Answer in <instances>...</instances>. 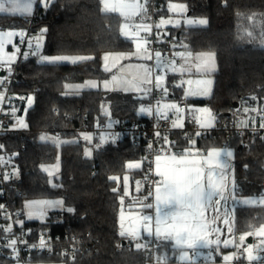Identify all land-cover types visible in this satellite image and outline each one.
<instances>
[{
    "label": "trees",
    "instance_id": "16d2710c",
    "mask_svg": "<svg viewBox=\"0 0 264 264\" xmlns=\"http://www.w3.org/2000/svg\"><path fill=\"white\" fill-rule=\"evenodd\" d=\"M170 1L183 2L191 16L207 19L203 26L183 25L165 32L176 43L175 51L186 49L215 54L218 71L211 97L186 100L184 109L188 104L209 107L216 116L217 127L206 136H188L175 130L167 143L163 140V145L169 146L171 153L172 149L179 152L185 149L206 152L219 147L232 149L236 196L260 197L264 194V135L251 136L247 145L240 148L242 140L234 129L260 128L264 123V0H157L161 20L169 15ZM34 14H39L40 18L32 23L29 22L32 15H0V31L25 29L36 39L42 37L43 55H83L93 59L53 65L40 63L35 54L25 58L24 53L12 66L16 118L24 115L28 96H34V103L26 112V131L1 135L2 149L10 154L19 182L8 188L7 196L0 192V206L8 200L20 213L22 227L33 235L64 239L75 235L81 239L80 246L69 253L34 255L28 263L151 264L148 248L137 249L133 241L123 245L129 239L120 235L122 209H150L145 207L149 204L146 189L142 185L138 189L135 186L136 181L140 182L147 174V145L136 148L128 135L116 137L108 133L102 136L104 143L93 136L95 151L91 156L86 155L88 143L80 134L101 126L109 127L110 120L113 124L115 120L147 124L150 116H141L138 110L140 106L151 105L152 95L101 90L72 94L66 91L67 84L110 78L111 73L101 68V54L133 50L134 42L121 32L122 18L103 12L100 0H49L47 7L39 5ZM43 29L46 31L41 35ZM1 70L4 71V67L0 64ZM175 80L169 75L167 87L179 105L182 98L177 91L181 88H177ZM241 116L248 118L242 119L247 127L237 123ZM48 133L67 139L77 137L78 141L65 143L58 149L40 139ZM174 138L176 140L171 142ZM58 152L60 176L52 184L41 167L55 162ZM133 161H140L141 167L127 168ZM124 177L128 178L127 194ZM44 198L62 199L65 209L50 212L45 222L25 221L24 201ZM68 208L74 211L69 212ZM263 224L264 206L236 207L237 233L252 232ZM3 228L0 218V235ZM160 243L157 256L175 264L172 256L176 250L172 243ZM14 263L11 251H0V264ZM234 264H238L237 260Z\"/></svg>",
    "mask_w": 264,
    "mask_h": 264
},
{
    "label": "snow or ice",
    "instance_id": "6c2138e0",
    "mask_svg": "<svg viewBox=\"0 0 264 264\" xmlns=\"http://www.w3.org/2000/svg\"><path fill=\"white\" fill-rule=\"evenodd\" d=\"M41 3L43 6L47 7L49 0H0V14H9V15H31L32 8L37 3ZM102 4V11L105 13H119L125 20V24L121 28L122 34L127 35L126 29L129 27L128 21L132 20V18L138 14L146 15V11L144 6L135 2V0H100ZM170 9L178 8L181 11L185 9V5H170ZM170 21L161 20L160 24L156 25L159 28L161 25L165 23H169ZM189 23H193V21H189ZM198 23L200 25L206 24V20H199ZM135 32L139 33L140 30L145 32L151 31V25H147L144 23L135 24L134 25ZM46 29L41 30V35ZM251 35V33H249ZM15 36H20L21 43H23L24 33L15 32V31H0V62L6 63L9 66L14 60V54L7 57V60L3 59L6 43H11V38ZM39 39V38H37ZM144 44L148 43L147 39L143 40ZM15 48V45H13ZM29 47L31 48V41H29ZM40 45L37 43L36 49L39 50ZM137 52L134 55H141V41H137L136 43ZM18 51V49H16ZM144 59H151V55L147 54L146 49ZM32 54H36L33 52ZM176 56H179L183 60H187L183 52L175 53ZM25 58H27L28 53L24 54ZM191 57V53L188 54ZM121 58H128V54L118 53V54H106L103 59L105 61L104 70L111 71L107 61L111 59L113 61V66H115V62ZM156 58V67L159 69L162 63V54L157 51L155 52ZM93 59L91 56H83V55H57V56H40V63H48V64H58L62 62H70L72 64H77L80 62H84L87 60ZM173 65V70L175 71V60L170 61ZM192 67L195 68L197 73L199 72H208L215 69V61L214 54L212 53H201L194 58V64L185 67V64L181 65V72L185 70H191ZM11 71L9 67V72ZM151 67L141 66L138 68L136 74L132 76L131 79L127 78H118L116 75L112 76L111 83L119 84L125 90L131 88L141 89L145 92H151V88L144 89L142 86L145 84H151ZM155 88H161V81L163 79L162 76H156ZM4 81L0 80V85H3ZM109 81H104L103 86L105 89L109 86ZM189 85L195 83L198 87L192 94H202L207 95L209 89L206 85H210L211 81L204 80H196L187 81ZM204 85L205 87H201ZM89 88L98 87L95 82H87L85 85ZM67 87V86H66ZM166 92L167 89L165 88ZM4 99L3 93L0 92V101ZM28 103L31 105L32 98H28ZM166 108H175L177 112L180 111L178 106L176 105H165ZM15 111V110H13ZM150 108L142 107L140 112H151ZM199 113H203L204 115H198L194 117L195 121L203 128V127H211L213 126V122L215 120V116L212 114L210 109H198L196 110ZM255 111V109H253ZM157 114L163 115L164 119L168 117L163 113L159 112V105L157 107ZM17 124L21 127H26L27 125L23 120H18ZM178 126L175 121H173V127ZM247 126V125H246ZM111 127V123L109 124ZM260 128L264 129V123L260 124ZM156 136H160L159 132L155 133ZM199 135V133H197ZM42 141L49 140L51 137L42 135L40 137ZM85 140H91V137L85 136ZM165 143H167V137H164ZM104 138L101 137V143H104ZM194 143V142H193ZM3 146L0 145V148ZM99 147V145H97ZM151 147V145L149 146ZM86 155H91L90 150H86ZM202 156V159H189L190 156ZM232 157L233 152L231 151H221L216 148H212L211 150L206 152V155L197 151L193 154L189 149H185L182 153H171L167 155L157 154L155 156V172L156 175L160 177V180L156 182L155 186V200H156V218H155V230L153 232L151 221V216H143V231L147 233L148 236H155L157 240L163 241H174L175 245L179 246L182 249V256L185 260L189 261V264H194V261L191 260L189 256V250L195 253V250L198 247H205L212 243V241L207 239L209 232V224L207 222V218L205 216L206 209L215 205L216 207L213 209L215 212L219 213L220 208L222 207V201L226 202L229 196H232L236 190L235 183L233 181L231 189H229L227 183L222 179L218 178L217 169L220 167V161L222 157ZM2 159V158H0ZM141 167V162L137 163H129L127 164V168L129 169H139ZM5 179H8V176L5 175ZM110 179H117L116 177H111ZM127 181L128 178L124 177L125 182V194H127ZM113 191H117V189H113ZM151 195V193H150ZM121 202H123V197H121ZM245 204H253L258 203L264 205V196H261L259 200L255 198L244 200ZM63 201H46V200H36V201H28L25 203L24 207L27 210L26 215L28 219H42L45 216L46 208L62 206ZM2 207V206H0ZM145 207L151 208V204L145 205ZM67 211L73 212V208H68ZM121 236L130 237L137 241L136 248L140 249L142 247L147 248V244H141L139 241L141 239L140 231L138 230L136 223H130L127 229H124L123 226V215H121ZM228 223L227 220L224 221ZM15 223H18L22 226L23 221L16 220ZM2 231L4 233L11 234L12 225L10 224L8 227L3 228ZM219 231V229H216ZM231 231V229H229ZM252 232L245 233L240 237V240L243 241L247 235H252ZM256 235L264 236V225H261L255 232ZM9 246L12 247L13 253H16L15 245L17 244L16 239H10L7 242ZM217 245H219L220 241L217 239L215 241ZM224 246L228 247L230 241L225 240ZM264 243V241H262ZM45 247V241L43 237H41L40 241V250ZM33 249L36 248L35 245L32 246ZM249 255L248 259L252 260L254 257L251 254V249H248ZM234 256H224L223 260L226 262L234 259ZM165 257L158 256V261H163Z\"/></svg>",
    "mask_w": 264,
    "mask_h": 264
},
{
    "label": "crops",
    "instance_id": "0c3cea01",
    "mask_svg": "<svg viewBox=\"0 0 264 264\" xmlns=\"http://www.w3.org/2000/svg\"><path fill=\"white\" fill-rule=\"evenodd\" d=\"M135 2L141 4L142 6H144L143 2H141V0H135ZM39 5H42L41 3L37 2L33 8H32V14L33 15ZM145 9V7H144ZM117 15H119V13H115ZM0 15H7V16H17V17H28L31 15H20V14H16V15H9V14H0ZM120 16V15H119ZM143 14H139L137 16V18H143L144 19ZM121 18H123L122 16H120ZM174 23L170 22L167 23L165 25V27L163 28L164 30L168 29V28H172V26H175L174 28H178L181 27L183 25H172ZM4 32L7 31H15V32H22V33H27V30L25 29H9V30H3ZM146 33V32H145ZM145 33H143V38L145 39ZM18 36L12 37L11 38V43H6V48H5V53L3 56L4 60H7L8 56H11L14 54V60L11 64L15 65L16 63L19 62V60L21 59V52L18 46H16V39ZM134 42V40H133ZM13 45H15V48L13 47ZM18 48V51H16V49ZM147 51V54L151 55V59H144L143 56L145 55V50ZM137 52L136 49V41L134 42V49L130 50V51H116V52H105L101 54V60H100V64H101V68L103 71L104 70V65H105V61L103 59V57L106 54H118V53H124V54H128V58H121L119 60H117L115 62V66H113V61L111 59H109V61H107L109 67L111 68V71H105L107 73H111L110 78L105 79V80H88L85 81L84 83H76V84H67L66 86V91H68L69 93L72 94H77V93H82L84 91H88V90H101V91H110V92H115V91H119V92H124V93H132V94H137L140 96H147L150 97L152 94V91H157L158 89L155 88V83H156V76H162L163 79L161 81V89H167L166 93L164 94L163 97H161L160 99V106L159 107H163L165 109H168V113H166V116L168 117L167 119H170L173 123V121L176 122V124L178 126L174 127V129L176 131L181 130V128L184 126V118L186 115H190L192 116V118L194 119V117L198 116V115H204L203 113H199L196 110L198 109H204L201 107H207V106H199V105H191L188 104V108L184 109L182 107H180L178 105V101L177 99H174L173 96L171 95V91L168 89L167 87V81H168V76L172 75L173 77L176 78L175 80V85L177 86V88H181V91H177V93L179 94L180 98L185 99V100H201V99H206V98H210L213 92V88H214V82H215V74L218 71V63H217V58L215 56L214 53L212 52H191L188 51L186 49H179L176 50L177 52H183L185 54V57H187V60H183L181 59L179 56H177L180 60V62L175 61V71L173 70V65L170 63V61H166L164 64L165 67H160L159 69H157L156 67V58L152 55V53L148 50L147 48V44L141 43V55L137 56L134 55V53ZM191 53V57L188 56V54ZM201 53H212L214 54V61H215V69L212 71H208V72H199L197 73L195 71V68L192 67V69L189 70H185L183 71V73L181 72V65L185 64V67L187 69L188 66L193 65L194 64V58L196 56H198ZM172 61V60H171ZM1 65H5L6 63H2L0 62ZM141 66H147V67H151L152 72H151V80L152 83L151 84H145L142 87L144 89L147 88H151L152 91L151 92H145L141 89H137V88H131L128 90H125L122 86H120L119 84H113L111 83V79L113 75H116L118 78H127V79H131L132 76H134L138 70V68H140ZM192 80V81H196V80H204V81H211L210 85H206V87L209 89V92L207 95H202V94H192L193 91H195L197 89V85L195 83L189 85L187 83V81ZM104 81H109V86L107 89L104 88L103 86V82ZM87 82H95L98 87L95 88H89L86 87L85 85L87 84ZM201 87H205L204 85H202ZM176 101L177 102V106L180 109L179 112L176 111L175 108H166L164 107L165 105H172L171 101ZM146 108H150V106L145 105ZM211 110V109H210ZM212 112V111H211ZM144 117H149V112H144ZM212 114L215 116V114L212 112ZM156 115L160 118H163V115H158L157 111H156ZM164 119V118H163ZM195 120V119H194ZM240 126L242 127H247L245 126L247 123H245L244 121H240ZM217 127V119L215 116V120L213 122V126L211 127H204L205 129L208 130H214ZM218 150L221 151H231L233 152L232 149L228 148V147H219L216 148ZM211 150V149H209ZM208 150V151H209ZM193 154H195L197 151L199 150H195V149H191L190 150ZM200 153L206 155V152H201ZM172 153H182L179 152L178 150H174L172 149ZM202 159V156H190L189 159ZM220 163V167L217 169V174H218V178H222L228 185L229 189H231L232 187V183L234 181L235 183V157H234V152H233V156L232 157H227L224 156L222 157ZM264 196V194L262 195ZM261 197V196H260ZM260 197H247V198H238L236 196V191L234 192V194L232 196H229L228 200L226 202L222 201V207L220 208L219 213L215 212L213 209L216 207L214 204L209 206L206 211H205V216L207 218V222L209 224V232H208V236L207 239L212 241V243L208 246L205 247H198L195 250V253L193 254L192 250H189V256L191 258L192 261H194V264H218V263H222L223 257L224 256H234L235 258L232 259V261H236L237 258L241 255L244 263L243 264H255L258 261H263L264 262V243H262V241H264V236L261 235H256L255 232L257 229H255L254 231H252V235H247L245 237V239L243 241L240 240V237L242 235H245V233H237L235 230V209L237 206H245V205H257V206H264L258 203H253V204H245L243 203L244 200L247 199H252L255 198L256 200H259ZM124 211V214L126 215V217H124V222L126 223H131L135 221V217L137 214H134L138 211L142 212V215L146 216L149 215L151 216L153 219L150 222L153 232L155 230V218H156V200L154 197V206L151 207L149 210H133L128 212L129 210H125L123 209L121 211L120 217L122 214V212ZM121 220V218H120ZM227 220L228 223H225L224 221ZM128 223V224H129ZM121 224V223H120ZM264 225V224H263ZM124 226V224H123ZM216 229H219V231H216ZM229 229H231V231H229ZM140 235H141V240L139 241L140 243H146L149 239L151 238H155V236H148L146 232L143 231V226L141 228L140 231ZM250 238V242H248L247 240ZM129 240H134L130 237H128ZM156 239V238H155ZM219 239L220 243L219 245H217L215 243V241ZM157 240V239H156ZM228 240L230 241V244L228 247L224 246V241ZM159 242H164L163 240H158ZM134 243H137V241H133ZM172 243V247L175 248L176 253L172 256L173 259H176V261L178 263L181 264H189L188 260H185L182 256V249L175 245L174 241H170ZM251 249V254L254 257V259L249 260L248 259V249ZM244 250L243 254H239L240 250ZM192 254L194 255V257H192ZM205 259L206 261L204 263H200V260ZM64 264L61 262H32L30 264Z\"/></svg>",
    "mask_w": 264,
    "mask_h": 264
},
{
    "label": "built area",
    "instance_id": "2783aa9c",
    "mask_svg": "<svg viewBox=\"0 0 264 264\" xmlns=\"http://www.w3.org/2000/svg\"><path fill=\"white\" fill-rule=\"evenodd\" d=\"M144 3L146 15L144 16L145 23L151 25V31L145 33V39L148 40L147 48L155 57V52L159 51L162 54V59L175 60L179 62V58L175 55V46L173 39L167 35L165 30L160 26L161 17L159 15V5L157 0H141ZM40 18L39 14H33L29 18V22H37ZM141 22L140 18L135 21H128V29L134 30V25ZM121 24H125L124 18L121 19ZM29 41H31V48L29 47ZM16 44L20 49L21 55L28 53L32 55L36 50V37L31 33L27 32L24 34L23 43H21L20 36L16 39ZM15 72L8 73L3 78V85H1L0 90L5 94L4 99L0 101V145L4 146V141L1 139V135L9 131H16L14 129V124L16 121L15 116V103L14 97L12 95V83L14 82ZM165 94L164 89L152 91V116H150L147 124L141 122H121L118 120L114 121L113 127L109 128L107 126H101L100 128H94L90 132L95 137L101 138L105 134H110L112 136L120 137L122 135H128L131 139V143L134 147L139 148L142 145H147L146 150V161H147V174L140 180V184L146 189L149 196V204L154 206L155 197V186L156 182L160 180V177L156 175L155 172V156L157 154L167 155L171 153L170 147L163 145L164 137L171 138L175 131L173 123L169 119H161L157 117L155 113L156 107L160 106V99ZM12 95V96H11ZM21 94H18L20 97ZM179 106L186 108L187 101L182 99L179 102ZM57 113V112H56ZM68 119H71L70 117ZM237 135L241 138V146L245 147L251 136L256 134H263L264 129L262 128H236L234 129ZM184 135L188 136H206L210 130L202 128L194 119L190 116H185L184 126L180 130ZM159 132L160 136H156L155 133ZM199 133V135H197ZM176 138L172 139L174 142ZM151 145V147H149ZM3 148V147H2ZM0 148V192L7 196L8 188L14 185V183L19 182V176L14 172L13 162L11 160L10 154L5 152ZM5 175L8 179H5ZM151 193V195H150ZM3 196V195H1ZM0 218L4 223L5 228L10 224L12 225L11 234L4 233L0 235V251L7 250L11 251L15 263L28 264L34 255H47L53 256L62 253H69L71 249L75 250L80 246L81 239L75 235L70 236L67 239L61 236L52 235H33L30 231L24 229L20 224L15 223L16 220L22 221L20 213L13 208V205L7 200L3 202L2 207H0ZM43 237L45 241V247L40 250V241ZM10 239H16L17 244L15 245L16 253H13L12 247L7 243ZM127 245L130 244V240L127 241ZM160 242L155 238H151L147 241L148 257L151 260V264H169L167 259L163 261L157 260V251L160 247ZM35 245L36 248L33 249L32 246ZM244 250H240L239 254H243ZM192 257L194 255L192 254ZM206 260H200V263H204ZM14 263V264H15ZM175 264H181L174 259ZM238 264H243L244 260L240 255L237 258ZM255 264H264L263 261H258Z\"/></svg>",
    "mask_w": 264,
    "mask_h": 264
},
{
    "label": "rangeland",
    "instance_id": "374dc122",
    "mask_svg": "<svg viewBox=\"0 0 264 264\" xmlns=\"http://www.w3.org/2000/svg\"><path fill=\"white\" fill-rule=\"evenodd\" d=\"M179 4H182V5H185L186 6V4L185 3H183V2H180V1H170L169 3H168V12H169V15L168 16H163L162 17V19L163 20H165V21H170V22H172V23H174V24H172V25H185V26H192V27H194V26H203V25H205V24H203V25H200L199 23H198V21L199 20H201V19H203V20H206L207 21V19L206 18H204V17H195V16H191L189 13V10H188V8H187V6L185 7V9L183 10V11H181L180 9H178V8H175V9H170V5H179ZM139 15V14H138ZM138 15H136V16H134L133 18H132V20H130L131 22H133V21H135L136 19H137V16ZM141 19V22H139V23H137V24H140V23H144V24H147V23H145V21L143 20V18H140ZM189 21H193V23H189ZM169 22V23H170ZM167 23H165V24H163V25H161V27L162 28H164L165 27V25H166ZM147 25H149V24H147ZM172 27H175V26H172ZM126 32H127V35H125V34H123L124 36H126L127 38H129V39H132V40H134V42L136 41V43H137V41L139 40V41H141V43H143V40H144V38H143V33H145V31H143V30H140V32L139 33H137V32H135V31H131V30H129L128 28L126 29ZM26 34V33H25ZM37 38H39V39H36V45H37V43H39V45H40V48H39V50L37 51V49L35 50V52H36V54H35V57H38V58H40V56H42L43 54H42V47H43V39H42V37H37ZM176 43H174V45H175ZM16 46H17V44H16ZM17 48V47H16ZM18 49V48H17ZM43 56H49V57H51L52 55H43ZM53 56H57V55H53ZM168 61H170V60H168ZM162 62L163 63H165L166 62V60H164V59H162ZM63 63H68V62H62V63H58V64H63ZM163 63H161V67H165L164 66V64ZM45 64V63H44ZM48 64V63H47ZM3 67H4V71H6V72H8V73H11L12 72V66H13V64H11L10 66L8 65V64H5V65H2ZM9 67H10V69H11V71L9 72ZM1 72H3V70H1L0 71V73ZM3 78L4 77H1L0 76V80H3ZM0 88H1V85H0ZM0 92H2L1 90H0ZM3 93V92H2ZM12 95L13 96H15V94L14 93H12ZM11 95V96H12ZM3 96H5V94L3 93ZM29 97H31L32 98V103H31V105H29V103H28V98ZM206 99H209V98H206ZM26 102H27V108H26V111H25V113H24V115L23 116H18L17 118H16V121H15V124H14V129L16 130V131H26V128H27V126L26 127H21V126H19L18 124H17V121L18 120H23L24 121V123L26 124V112H27V110L28 109H30L31 107H32V105H33V103H34V96L33 95H30V96H28L27 97V99H26ZM171 103H172V105H176L177 106V102L176 101H171ZM142 107H144V108H146L145 106H140V108H139V110H138V113L140 114V115H144L145 116V113L143 112V113H141L140 112V109L142 108ZM158 107V106H157ZM157 107H156V109H155V113H156V111H157ZM201 108H207V109H209V107H201ZM150 109L152 110V107H150ZM168 111V109H165V108H163V107H159V112L160 113H163L164 115H166V113H168L167 112ZM107 114H108V112H107ZM149 116H152V111L151 112H149ZM243 117L244 116H241V117H239L241 120L240 121H242V119H243ZM238 118V119H239ZM248 119L247 117H244V120H246V119ZM243 122V121H242ZM111 123V127H112V124H113V122L110 120L109 121V124ZM238 124H240L239 122H237ZM241 125V124H240ZM43 135H45V136H48V137H51V139H49V140H45L44 142H48V143H51V144H53V145H55V146H57L58 147V149L63 145V144H65V143H68V142H73V141H78V138L77 137H74V138H70V139H67V138H60V137H58L57 135H55V134H53V133H51V134H43ZM89 136V137H91V140L89 141V140H86V142L88 143V144H86L85 145V148L87 149V150H90V152H91V156L93 155V153H94V151H95V148L93 147V134L91 133V132H83V133H81L80 134V136L84 139V137L85 136ZM85 140V139H84ZM137 162H140V161H133V162H130V163H137ZM129 164V163H128ZM42 170L50 177V180H51V182H52V184H55V179H57V178H59V176H60V169H61V158H60V153L58 152V154H57V158H56V160H55V162H53V163H49V164H45V165H42ZM133 169H135V168H133ZM135 186L137 187V189L138 188H141V184H140V182L139 181H136V184H135ZM36 200H46V201H63L62 199H60V198H54V199H51V198H44V199H27V200H25L24 201V205H25V203L26 202H28V201H36ZM65 209V205H64V203H63V205L62 206H55V207H50V208H46V210H45V216L42 218V219H28L27 218V215H26V212H27V210L25 209V207H24V215H25V221H38V222H45L46 220H47V218H48V216H49V213L50 212H52V211H61V210H64ZM123 210V209H122ZM128 212H130V211H128ZM122 214H124V211L122 212ZM134 214H137L136 215V217H135V221L134 222H131V223H136L137 221H140L139 223H136V226H137V228H138V230L139 231H141V228H142V226H143V223H142V217L145 215H142V212H140V211H138V212H136V213H134ZM146 216H149V215H146ZM124 217H126V215L124 214L123 215V219H124ZM121 218V217H120ZM122 221L120 220V223H121ZM129 223V222H128ZM127 223V220H126V223L124 222V220H123V224H124V229H127L128 227H129V225H130V223L128 224ZM141 240V239H140ZM130 241H132V240H130ZM133 241H135L136 242V240H133ZM15 264H20V263H15ZM28 264H30V263H28ZM51 264V263H50ZM52 264H55V263H52ZM213 264V263H212ZM218 264H226V262L225 261H223L222 263H218ZM227 264H234V261H232V260H230V261H228L227 262ZM249 264H251V263H249Z\"/></svg>",
    "mask_w": 264,
    "mask_h": 264
},
{
    "label": "water",
    "instance_id": "95a60500",
    "mask_svg": "<svg viewBox=\"0 0 264 264\" xmlns=\"http://www.w3.org/2000/svg\"><path fill=\"white\" fill-rule=\"evenodd\" d=\"M189 14H190V13H189ZM178 35H179V34H178ZM5 75H6V72H5V71H3V72L0 73V76H1V77H4ZM238 107H239V105L236 104V105H235V108H238ZM240 148H242V146H240ZM247 241L250 242V238H249ZM126 243H127V242L124 241V242H123V245H126Z\"/></svg>",
    "mask_w": 264,
    "mask_h": 264
}]
</instances>
